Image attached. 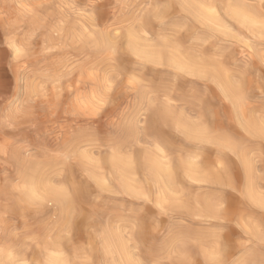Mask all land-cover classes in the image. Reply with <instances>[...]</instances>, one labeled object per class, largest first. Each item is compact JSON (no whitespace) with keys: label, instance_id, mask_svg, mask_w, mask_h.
<instances>
[{"label":"rangeland","instance_id":"1","mask_svg":"<svg viewBox=\"0 0 264 264\" xmlns=\"http://www.w3.org/2000/svg\"><path fill=\"white\" fill-rule=\"evenodd\" d=\"M229 6L264 22V0H0V264H264V29Z\"/></svg>","mask_w":264,"mask_h":264},{"label":"bare ground","instance_id":"2","mask_svg":"<svg viewBox=\"0 0 264 264\" xmlns=\"http://www.w3.org/2000/svg\"><path fill=\"white\" fill-rule=\"evenodd\" d=\"M192 3H193V1H192ZM205 3H199L198 2V3H195L193 6H191L187 2V4L191 6V8L193 7L192 10H193V14L195 16L194 18H196V20L198 22H200L202 25L209 26V27H212V28L213 27H216V28L221 27L222 26V18H220L217 15L216 9L213 6L208 5V3L207 4H205ZM225 10H226L225 14L231 20H233L235 23L240 25L242 28H244L250 34H254L255 32L259 31L260 29H264V22H261L256 17H254L252 15V13H251V10L249 11V10H247L244 7H241V6L240 7H234V6L230 7L229 6ZM91 27H93V25ZM94 27H95V25H94ZM86 32H87V27H84L83 31L81 32V34H79V35L77 34L76 35L75 32H71L70 35H69V38L71 40H73V41H75V39L81 40L84 37L86 39L88 37V36H86L88 34ZM128 38H129V41L131 43L129 45L131 47L130 50H132V53H134L135 55H137L139 57H142V58H145V59H148V60L149 59L152 60V57H154V55L158 58V60L161 58V54H159V53L158 54L157 53L154 54V52L151 51V54H150L148 51H145V49L144 50L141 49V45H139V42H138V36H136L133 32H131V33L129 32L128 33ZM8 43L10 45L14 46V48H15V46H16L15 44L16 43L14 42V40H12V38H11V40ZM182 53H184V52H182ZM197 59L198 58L195 57V56H192V55H190V56H186V55L182 56V55H180V53H177L176 55L172 54V55L168 56L167 58H165V60L169 63V67L171 66L173 69H175L177 71L184 72V73H190L191 75L192 74H194V75L195 74L196 75L199 74V76L200 75L204 76L203 74H205V77L211 75L212 76V81L217 85V87L219 89H221L222 93L229 99L230 98V92L232 90H230V86L227 83H225V82L222 83V82L219 81V78H220V76L222 77V74H220L219 78H218V74L216 72H214V71L210 72L207 75L208 71L205 70L204 67H202V65H200V62ZM159 62H161V61L159 60ZM225 79H226V77H225ZM225 79L223 78L224 81H225ZM184 125H182V126H184ZM191 128L192 127L190 126L189 127L190 130L189 131L187 130L188 136L191 135L194 138H198V140L202 141V142L204 140H206L204 138V135L200 131L191 130ZM261 132L264 135V131L262 129H261ZM151 166L154 169V171L157 172V173H162L163 171H166L164 168H162L163 166L159 162H155V163L151 164ZM121 171H122V169H121ZM195 171L196 170L193 169L192 165H188L187 166V169H186L187 175L189 174V176H192V174ZM61 261H60V258L51 255V258L49 259L48 263L49 264H62Z\"/></svg>","mask_w":264,"mask_h":264},{"label":"snow or ice","instance_id":"3","mask_svg":"<svg viewBox=\"0 0 264 264\" xmlns=\"http://www.w3.org/2000/svg\"><path fill=\"white\" fill-rule=\"evenodd\" d=\"M20 50H18V52H19Z\"/></svg>","mask_w":264,"mask_h":264}]
</instances>
